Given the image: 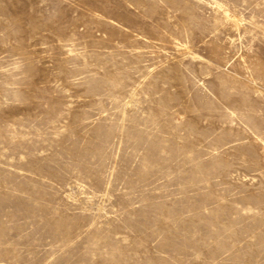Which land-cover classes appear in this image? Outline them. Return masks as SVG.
Returning a JSON list of instances; mask_svg holds the SVG:
<instances>
[{
  "label": "rangeland",
  "instance_id": "374dc122",
  "mask_svg": "<svg viewBox=\"0 0 264 264\" xmlns=\"http://www.w3.org/2000/svg\"><path fill=\"white\" fill-rule=\"evenodd\" d=\"M0 264H264V0H0Z\"/></svg>",
  "mask_w": 264,
  "mask_h": 264
}]
</instances>
